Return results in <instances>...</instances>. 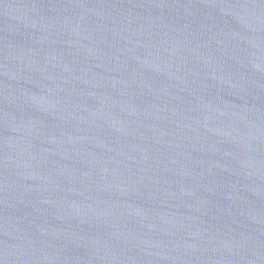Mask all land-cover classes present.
I'll return each instance as SVG.
<instances>
[{
	"label": "water",
	"instance_id": "obj_1",
	"mask_svg": "<svg viewBox=\"0 0 264 264\" xmlns=\"http://www.w3.org/2000/svg\"><path fill=\"white\" fill-rule=\"evenodd\" d=\"M0 264H264V0H0Z\"/></svg>",
	"mask_w": 264,
	"mask_h": 264
}]
</instances>
